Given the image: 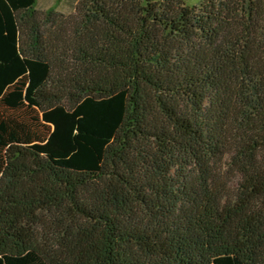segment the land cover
Wrapping results in <instances>:
<instances>
[{
  "label": "trees",
  "instance_id": "1",
  "mask_svg": "<svg viewBox=\"0 0 264 264\" xmlns=\"http://www.w3.org/2000/svg\"><path fill=\"white\" fill-rule=\"evenodd\" d=\"M0 0V264H264V0Z\"/></svg>",
  "mask_w": 264,
  "mask_h": 264
},
{
  "label": "rangeland",
  "instance_id": "2",
  "mask_svg": "<svg viewBox=\"0 0 264 264\" xmlns=\"http://www.w3.org/2000/svg\"><path fill=\"white\" fill-rule=\"evenodd\" d=\"M188 5H196L199 0H185ZM76 0H36L34 7L38 10L52 8L64 14H69L73 11V6Z\"/></svg>",
  "mask_w": 264,
  "mask_h": 264
}]
</instances>
